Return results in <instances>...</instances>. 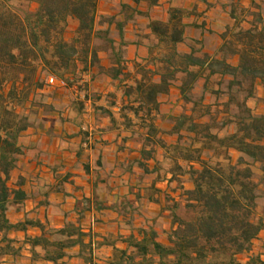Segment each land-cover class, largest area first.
Segmentation results:
<instances>
[{
	"label": "trees",
	"instance_id": "obj_1",
	"mask_svg": "<svg viewBox=\"0 0 264 264\" xmlns=\"http://www.w3.org/2000/svg\"><path fill=\"white\" fill-rule=\"evenodd\" d=\"M26 2L36 5V10H21L13 0H0V259L20 253L10 233L35 226L42 234L27 239L34 261L66 264L67 251L80 247V257L94 264L98 245L79 224L46 230L32 220L11 223L9 208L28 199L25 179L12 182L26 154L21 138L37 126L32 115L38 110L55 112L54 105L38 100L46 78L54 76L66 82L67 88L82 92L94 68L115 79L129 78L131 73L125 74L121 67L123 50L116 46L112 27L121 37L128 23L148 17L140 5L151 9L161 0L121 4L123 21L100 14V0ZM263 10L264 0H251L249 9L238 2L230 4L233 24L221 34L217 57L195 48L190 53L176 49L185 43V19L196 15L197 7L192 11L171 8L167 22L150 21L151 36L166 51L147 65L137 66L136 78L125 90L130 102L123 105L120 117L124 128L143 142L140 167L146 174H157L159 181L177 182L184 203L168 205L173 227L166 243L158 240L154 230L142 229L141 240L130 236L124 240L128 249L115 248L110 264H264L259 255L252 254L254 241L264 230V215L259 213L264 198V114L251 106L257 88L264 89ZM71 19L78 27L69 39ZM102 52L110 54L113 67L102 66ZM233 58L238 60L236 65L230 62ZM200 82L202 87L196 91ZM173 88L179 91L182 112L166 119L169 129L160 128L155 124L159 98ZM208 97L212 102H207ZM108 115L116 125L114 115ZM158 150L164 152L163 161L157 160ZM152 160L156 166L150 170L147 162ZM185 178L192 189L184 188ZM90 208V201L83 207L78 204L81 213Z\"/></svg>",
	"mask_w": 264,
	"mask_h": 264
},
{
	"label": "crops",
	"instance_id": "obj_2",
	"mask_svg": "<svg viewBox=\"0 0 264 264\" xmlns=\"http://www.w3.org/2000/svg\"><path fill=\"white\" fill-rule=\"evenodd\" d=\"M119 1L120 5L133 4L132 0ZM185 1L186 4L180 6L174 4V0H161L159 6L151 9L147 4L140 5L139 8L147 12L148 17H140L128 23L121 37L114 25L112 36L116 46H122L123 50L121 67L125 74L131 73L130 77L125 80L115 79L106 71L92 69L86 77L88 86L85 92L77 87L68 88L71 98L66 102V112L45 114L42 116L41 127L36 126L24 134L21 143L26 148V154L12 174V182L15 183L19 177L25 179L24 190L28 199L21 205L9 208L11 223L32 220L44 225L46 230H60L68 223L79 224L82 231L90 235L98 245L94 253V264H110L115 248L128 249L124 240L130 236L141 240L142 229L154 230L158 240L166 243L167 233L173 227L168 205L184 203L182 188L177 182L159 181L157 174L144 172L139 165L142 162L143 142L124 128L120 115L123 105L130 102L125 90L127 84L131 85L135 80L137 66L147 65L166 51L151 36L148 25L153 20L167 22L169 9L192 11L197 7L196 15L185 19L186 41L176 45L179 52L190 53L195 48L212 57L218 56L222 45L221 34L228 25L233 24L228 12L223 30H208L209 35L205 19L207 8L201 9L200 0ZM206 1V5L211 7L212 2ZM237 2L242 8L251 7V0ZM160 12L161 17L154 16ZM99 13L116 16L118 21L124 19L120 10H103L102 0ZM142 20L147 23L144 36L138 30ZM77 27V21L69 20L68 31L73 29L69 39L74 37ZM100 59L104 68L114 66L109 53H100ZM237 61V58L230 60L233 65ZM202 84L199 83L196 91H200ZM257 89L264 92L262 87ZM159 101L160 115L155 124L169 129L171 126L166 119L171 114L182 112L183 102L179 91L173 88L169 94L160 96ZM207 102H212V99L208 97ZM109 113L116 118V125H113ZM232 153L237 158L238 154ZM163 156L164 152L158 150L157 160L163 161ZM147 166L153 170L156 161L147 162ZM184 181L186 190L193 188L187 178ZM86 201H90L91 208L81 213L78 204L83 207ZM259 213L264 215L260 207ZM41 234L40 228L35 226L28 227L27 231L10 233L9 238L13 246L20 249V253L16 258H1L0 264H46L41 258L34 261L31 247L27 244L28 238ZM85 242L89 243L90 238H86ZM80 251V247L68 250L64 262L89 264L80 257ZM37 252L43 257L41 248ZM129 252H133V249H129ZM252 254L259 255L264 261V230L254 241Z\"/></svg>",
	"mask_w": 264,
	"mask_h": 264
},
{
	"label": "rangeland",
	"instance_id": "obj_3",
	"mask_svg": "<svg viewBox=\"0 0 264 264\" xmlns=\"http://www.w3.org/2000/svg\"><path fill=\"white\" fill-rule=\"evenodd\" d=\"M122 2L125 0H121ZM212 2V6L208 7L206 3L200 2V6L202 10L205 11L206 19V30L209 34L208 30H213L214 32H220L223 30L224 26L227 23V12L230 4L232 2H235L236 0H209ZM120 1L119 0H102V8L109 9L111 11H118L120 10ZM13 4L20 8L21 10L31 9L36 10L37 6L34 4L29 5L26 0H13ZM174 4L176 5H185V0H174ZM210 4V3H209ZM226 4V7L224 6ZM248 4V3H247ZM211 5V4H210ZM164 15V14H163ZM155 17L159 18L162 16L161 12L156 13L154 15ZM146 21L142 20L141 23H139V31L143 34L146 32ZM73 34V29H69L68 31V37ZM210 35V34H209ZM46 78V82H47ZM46 88L43 92H41L40 96L38 97V100H41L45 102L46 104H52L55 106V112H60V114H63L66 112V102L68 101V98H71V93L68 92V88H59L56 86H50L47 83H45ZM42 96V97H41ZM252 107L256 110L258 114H264V92L260 89L256 91L255 99L252 101ZM48 115V114H47ZM42 116H45V114L38 110L37 115H32V119L36 122L37 126L39 127V124H42ZM234 157V156H233ZM236 158V157H234ZM260 212L264 213V198L260 201ZM182 214V211L180 212ZM97 248V247H96Z\"/></svg>",
	"mask_w": 264,
	"mask_h": 264
},
{
	"label": "built area",
	"instance_id": "obj_4",
	"mask_svg": "<svg viewBox=\"0 0 264 264\" xmlns=\"http://www.w3.org/2000/svg\"><path fill=\"white\" fill-rule=\"evenodd\" d=\"M47 84L50 86H56L59 88H67L66 82L59 80L58 78H56L54 76L48 77ZM95 249H96V246H95Z\"/></svg>",
	"mask_w": 264,
	"mask_h": 264
}]
</instances>
